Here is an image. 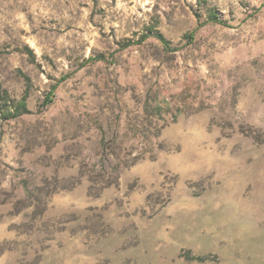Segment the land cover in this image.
<instances>
[{
  "label": "rangeland",
  "instance_id": "obj_1",
  "mask_svg": "<svg viewBox=\"0 0 264 264\" xmlns=\"http://www.w3.org/2000/svg\"><path fill=\"white\" fill-rule=\"evenodd\" d=\"M0 264H264V0H0Z\"/></svg>",
  "mask_w": 264,
  "mask_h": 264
},
{
  "label": "trees",
  "instance_id": "obj_2",
  "mask_svg": "<svg viewBox=\"0 0 264 264\" xmlns=\"http://www.w3.org/2000/svg\"><path fill=\"white\" fill-rule=\"evenodd\" d=\"M157 38L164 44V46L166 47V48H169V46H170V43L162 36V35H158L157 36ZM101 58H103V57H101ZM101 58H91V59H89L88 61H86L84 64H87V63H89V62H91V61H97V60H100ZM54 97V92H52L48 97H47V100H46V102H52V99L51 98H53ZM26 109V103H25V101H23V102H21V104H20V107H19V110L20 109ZM18 115V114H17Z\"/></svg>",
  "mask_w": 264,
  "mask_h": 264
}]
</instances>
